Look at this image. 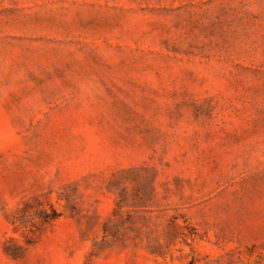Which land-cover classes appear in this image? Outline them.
I'll return each instance as SVG.
<instances>
[{
	"label": "rangeland",
	"instance_id": "374dc122",
	"mask_svg": "<svg viewBox=\"0 0 264 264\" xmlns=\"http://www.w3.org/2000/svg\"><path fill=\"white\" fill-rule=\"evenodd\" d=\"M0 264H264V0H0Z\"/></svg>",
	"mask_w": 264,
	"mask_h": 264
}]
</instances>
